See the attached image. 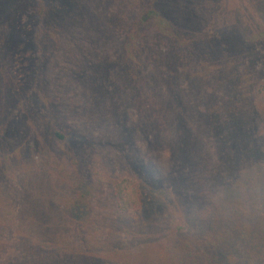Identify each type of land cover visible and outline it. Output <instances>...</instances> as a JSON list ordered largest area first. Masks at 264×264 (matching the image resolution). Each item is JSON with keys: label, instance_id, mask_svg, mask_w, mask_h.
<instances>
[{"label": "rangeland", "instance_id": "rangeland-1", "mask_svg": "<svg viewBox=\"0 0 264 264\" xmlns=\"http://www.w3.org/2000/svg\"><path fill=\"white\" fill-rule=\"evenodd\" d=\"M48 1L0 0V264H264V0Z\"/></svg>", "mask_w": 264, "mask_h": 264}, {"label": "trees", "instance_id": "trees-1", "mask_svg": "<svg viewBox=\"0 0 264 264\" xmlns=\"http://www.w3.org/2000/svg\"><path fill=\"white\" fill-rule=\"evenodd\" d=\"M155 1L153 2V5L155 4ZM32 3L35 6V17L37 18V25L34 28L33 40L35 43H38L39 39L45 34L47 28L45 22L49 18L50 14H52L53 10L57 6V3H51L48 0H32ZM152 11L153 10L149 13ZM146 17L148 18V16ZM56 134L60 136L62 135L59 131H56ZM119 195L121 199H123L122 190H119Z\"/></svg>", "mask_w": 264, "mask_h": 264}]
</instances>
